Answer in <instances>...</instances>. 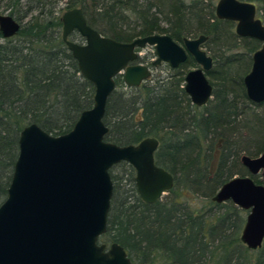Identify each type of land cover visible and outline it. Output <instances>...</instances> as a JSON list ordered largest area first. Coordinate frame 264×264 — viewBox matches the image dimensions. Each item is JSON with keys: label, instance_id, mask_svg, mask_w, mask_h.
Masks as SVG:
<instances>
[{"label": "trees", "instance_id": "1", "mask_svg": "<svg viewBox=\"0 0 264 264\" xmlns=\"http://www.w3.org/2000/svg\"><path fill=\"white\" fill-rule=\"evenodd\" d=\"M12 1L11 15L16 16L21 28L17 35L0 43V204L8 195L22 129L37 123L53 135L64 134L84 110L94 105L95 86L82 75L62 39L63 23L54 10L57 3L63 1L66 10L82 7L92 27L123 42L156 33L169 34L179 43L192 34L204 33L208 42L220 36L223 25L232 26L200 0L190 4L184 0ZM248 1L259 2L258 13L264 20V0ZM235 40L243 42L250 52L258 45L248 37H236L231 42ZM244 57L213 58L218 65L208 71L213 98L201 107L192 103L182 87V68L197 64L192 55L176 68L170 81L130 86L137 91L131 95L112 92L104 116L109 127L105 140L127 145L156 137L159 147L155 161L174 175L175 184L166 200L147 203L138 193L135 168L126 161L114 165L110 169L114 193L101 243L121 244L134 264H264V243L255 253L241 241L244 218L235 217L230 209L204 215L182 201L184 191H200L212 200L232 178L228 134L231 136L249 102L253 103L243 81L247 73ZM252 116L257 129L260 127V132L253 131L259 155L264 151V115ZM208 139L210 143L205 146ZM120 164L130 166L133 183L132 192L124 191L127 195L122 199L121 187L115 184L112 173ZM254 180L262 183L256 177Z\"/></svg>", "mask_w": 264, "mask_h": 264}, {"label": "water", "instance_id": "2", "mask_svg": "<svg viewBox=\"0 0 264 264\" xmlns=\"http://www.w3.org/2000/svg\"><path fill=\"white\" fill-rule=\"evenodd\" d=\"M215 13L219 19L234 21L240 37L262 41L243 81L249 100L264 102V20L257 5L219 0ZM61 20L63 41L82 75L95 86L94 105L81 113L67 133L53 135L37 123L22 129L8 195L0 204V264H134L121 244L100 242L114 193L110 169L123 161L131 164L138 193L151 204L173 188L175 178L155 161L156 137L127 145L105 140L107 101L118 74L132 87L151 78L152 68L138 62L137 51L151 45L157 55L153 66L166 62L178 68L189 55L194 57L198 67L187 72L184 89L195 105H206L214 91L207 75L214 59L203 48L208 36L186 37L184 44L159 33L118 41L92 27L79 6L66 10ZM20 28L14 16L0 13L3 39L14 37ZM73 31L84 42L72 40ZM241 163L250 175L231 178L212 200L232 201L249 210L240 237L249 249L258 250L264 243V184L253 176L264 174V151L257 157L242 155Z\"/></svg>", "mask_w": 264, "mask_h": 264}, {"label": "rangeland", "instance_id": "3", "mask_svg": "<svg viewBox=\"0 0 264 264\" xmlns=\"http://www.w3.org/2000/svg\"><path fill=\"white\" fill-rule=\"evenodd\" d=\"M184 1L187 4H190L194 0H184ZM200 1H204V4L206 6H212L214 10L216 9V5L219 2V0H200ZM12 2H13L12 0H0V13L11 15V11L13 8L11 7L10 4ZM252 2H254L256 5L259 4L258 1H252ZM23 5L24 7L26 6L25 2L23 3ZM64 5H65L64 2L60 1L59 3H57L56 8H54L57 14L60 15L61 17L63 13L66 11V9H64ZM23 9L25 8H22V10ZM37 12L38 11H35L34 14H36ZM258 15L261 17V14L258 13ZM29 17L26 19H29ZM227 21H231V20H227ZM231 22H232V26H229L228 24L223 25L221 29L222 33H220V36L217 37L215 35V38L212 37L211 40L209 39L208 42L203 44V48L208 52L209 55H211L213 58L216 57L215 59H218V60H223L225 57L232 56V55H236V56L244 55L245 57L243 61V64H244L243 66L245 69L247 68V73H248L252 67L253 54L256 50L262 47L263 43L262 41L255 39L258 45L255 48L256 50H254L253 52H250L248 48L243 44V42L238 41V40L237 42L236 40L235 42H231L233 41L234 38L237 37L239 39L240 37L239 35L236 34V23L234 21H231ZM61 33H62V28H61ZM199 35L200 34H192L189 37L196 38ZM241 38H244V37H241ZM71 39L76 40L80 43L84 42V38L80 36L79 34H73L71 36ZM249 39L253 40V38H249ZM2 42H5V39L0 37V43ZM181 44H184V43H181ZM137 51L140 53V59H138V62L150 66L153 71L151 78L145 81L148 85L154 86V85H158L160 82H166L168 80L170 81V79H174L173 76L176 73V68H172L169 63L163 62L162 64H159L156 66L152 65L153 61L157 57L154 46L147 45L144 48H138ZM196 67H198V64H196V66H188L186 68H182V70H184L183 77L185 78L187 72ZM217 67H218L217 60H214L213 69ZM239 69L243 70V68H240V67ZM207 75H208V72H207ZM117 78H118V82L116 83L115 90L118 93L131 95L137 92L136 90H134L133 88H131L129 85L125 83L123 74H119ZM208 78L212 82V78L209 75H208ZM182 83H183L182 87L185 86V80ZM249 104L250 105L246 109V113L238 120L237 125L233 126V128L231 129L230 131L231 136L228 134V139L230 140L229 145H231L232 147L231 149L232 154L229 156V159H228V164L233 171L232 178L235 176H249L250 175L248 169L241 163L242 155L246 154L252 157H257L262 154L261 152H259V155L257 153L258 148L255 145L256 136L253 135V131L259 130L258 132H260V127H258L257 129V126H258L257 121L253 120L254 116L252 115L253 114L264 115V103L256 104V103L249 102ZM208 140L205 146H207L210 143V139ZM217 141H219L218 138L215 139L216 143ZM219 146H220V142H218L217 148ZM249 150L252 152V154L249 153ZM234 152L235 153L237 152L239 154L237 155ZM211 154H214V152L212 151ZM129 168H130L129 165L120 164L118 166H115L112 170V173L114 174L115 179H116L115 184L121 187V192H122L120 194L121 199L123 198V196L127 195V193H123L124 191H128L129 193L132 192L131 189L133 187V183L131 182L132 180L130 178L131 176L129 174ZM254 177L260 179L262 181V184H264V174L262 172L256 176H253V178ZM183 193L184 194H182V201L185 202L188 208H190L192 211L204 213V215H218L230 209L231 212L235 213L234 214L236 215L235 217L244 218V224H245L249 210H245L241 208L240 206L234 204L232 201H227L225 203H220L218 205L215 201L211 200V198L204 196L200 191L199 192L184 191ZM168 195L169 193L166 192L161 199L166 200ZM240 234H241V231H240ZM254 251L256 253L257 250H254Z\"/></svg>", "mask_w": 264, "mask_h": 264}, {"label": "flooded vegetation", "instance_id": "4", "mask_svg": "<svg viewBox=\"0 0 264 264\" xmlns=\"http://www.w3.org/2000/svg\"><path fill=\"white\" fill-rule=\"evenodd\" d=\"M77 33L79 34L78 31H73V32L71 33V36H72L73 34H77ZM79 35H80V34H79ZM71 36H70V37H71ZM0 37H1V36H0ZM248 38H249V37H248ZM253 39H254V38H253ZM192 103H193V102H192ZM193 104H194V103H193ZM203 106H204V105H203ZM199 107H201V106H199Z\"/></svg>", "mask_w": 264, "mask_h": 264}]
</instances>
